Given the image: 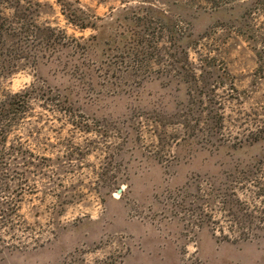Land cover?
<instances>
[{
  "label": "rangeland",
  "instance_id": "rangeland-1",
  "mask_svg": "<svg viewBox=\"0 0 264 264\" xmlns=\"http://www.w3.org/2000/svg\"><path fill=\"white\" fill-rule=\"evenodd\" d=\"M35 1L62 35L2 87L49 100L3 148L0 264H264V0ZM138 19L153 56L113 52Z\"/></svg>",
  "mask_w": 264,
  "mask_h": 264
},
{
  "label": "trees",
  "instance_id": "trees-1",
  "mask_svg": "<svg viewBox=\"0 0 264 264\" xmlns=\"http://www.w3.org/2000/svg\"><path fill=\"white\" fill-rule=\"evenodd\" d=\"M57 3L62 8V12L70 25L81 31L99 29L95 21L96 17L82 7L79 1L57 0ZM135 23L136 27L128 29L125 40L122 38L118 42L115 41L114 45L110 47H112L113 52L135 53L136 60L143 57L146 59L149 54L153 56L155 53L156 43L143 36L142 29L151 30L148 20L138 19ZM61 35L53 27L36 24L35 0H0V161L4 159L3 148L12 131L13 124L28 115L33 100H49L39 92L40 90L35 85L14 93L3 90V84L11 80L21 69L28 65H36V61L39 59V56H36V41L41 42V45L47 49H51L60 42ZM170 43L175 44V39L173 38ZM187 56L188 52L185 49L178 48L177 54L171 55L173 65L182 64L183 58L187 61ZM258 165H264V159L260 160ZM252 182L259 189L258 195L263 197L264 184L262 181L253 179ZM225 198L224 208H232L231 200ZM235 203L237 205L242 204L238 198L235 199ZM232 216H234L233 221L236 226L247 228H241L243 231L239 232L238 238L244 240L250 238L255 231L252 230L251 215L244 217L233 213Z\"/></svg>",
  "mask_w": 264,
  "mask_h": 264
},
{
  "label": "water",
  "instance_id": "water-1",
  "mask_svg": "<svg viewBox=\"0 0 264 264\" xmlns=\"http://www.w3.org/2000/svg\"><path fill=\"white\" fill-rule=\"evenodd\" d=\"M121 192V191H120Z\"/></svg>",
  "mask_w": 264,
  "mask_h": 264
}]
</instances>
